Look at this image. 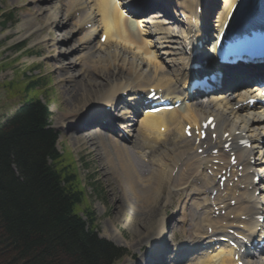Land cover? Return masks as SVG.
<instances>
[{"label":"bare ground","instance_id":"bare-ground-1","mask_svg":"<svg viewBox=\"0 0 264 264\" xmlns=\"http://www.w3.org/2000/svg\"><path fill=\"white\" fill-rule=\"evenodd\" d=\"M29 1L33 3L29 15L33 19L38 18L37 21L41 23L44 19L41 14L39 15L44 8L39 3L41 0ZM61 1L66 6L65 11L48 14L45 18L49 22L48 26L52 27H62L72 21L71 30L77 34V38L75 47L71 48L72 51H76L77 58L74 62L63 61L62 57L68 52L69 46L58 56L50 55L54 44L44 43L41 47L42 52L47 55L45 61L56 67L52 71L58 78L57 82L63 89L65 103L68 106V109L57 117V122L72 134L74 142L81 143L84 148L92 151L98 161L104 156L109 160L110 153L114 155L118 173L131 197L127 196L125 191L116 189L113 186L115 183L111 182L108 184L111 191L110 200L118 208L120 218L134 226L131 230L134 236L130 237V241L141 248L144 241L143 231L147 232L148 238L155 236L157 229L162 232L164 219L157 217L159 214L157 203L163 200V193L167 191L168 206L172 204V196L176 193L181 196L177 199V204L180 203L179 213L184 215L182 222L185 220L191 223L192 234L187 239L191 247L199 241H202L199 244H207L221 235L232 237L235 242L240 243L229 230L243 234L250 242L256 240L258 243L260 236L264 234V224L255 223L257 221L255 214L264 211V114L256 108L243 105V101L249 98L250 93L244 83L251 74L240 69L227 73L224 75L227 77L225 91L205 101L183 93L190 74L188 66L196 60V55H192L196 49L195 42L200 39L197 20L194 18V23L192 16H196L199 9L201 15L199 21L204 32H207V20L213 9V0H176L177 5L190 15L183 23L171 16V21L168 22L171 26H167L164 20H158L160 16L158 12L164 11V16L169 15L167 8L163 7V11H160L159 8L162 6L160 0H148L147 9L152 13H148L140 21L150 23L151 29L145 32L144 37L141 36L140 30L134 33L125 26L126 21L121 9L125 7L124 10L129 16L137 12L147 13L146 10L136 11L133 8L132 3L137 4L139 0L120 1V8L117 3L113 4L112 0ZM217 1L218 8H221V1ZM227 1L229 0H226L227 7L221 8L218 18H222L230 11L234 0H230L229 3ZM124 3L128 4L123 6ZM79 8L81 12L75 17ZM87 23L92 27L84 28ZM173 26L177 30L176 33ZM99 27L102 31L97 33ZM32 28V23L25 21L18 32ZM47 28L46 25L29 36L37 37ZM53 31L50 30V36ZM102 34L106 36L103 43L100 41ZM62 39L61 42L67 41L64 36ZM140 40L143 45L140 44ZM76 65L80 66L79 76L72 74ZM121 76H125L123 81H118L121 80ZM99 78L103 80L100 81ZM150 87L162 89L173 99H182L183 106L156 114L144 113L134 124L131 123L132 119H127L130 111L124 110L118 116L119 119H127L120 123L124 137L121 136V131L119 134L115 133L113 118L109 115L95 114L102 113L105 105L113 107L120 94L125 91L130 92L129 100H135L138 90H148ZM133 103L139 105L140 99ZM207 116H213L216 120L213 131L215 138L207 137L196 142L197 136L194 135L193 128ZM93 123L101 126L100 129H94L100 130L99 132L86 136L75 134L86 130ZM186 124L192 127L191 138L184 136ZM225 132L233 142L245 139L250 142V146L234 151L242 168L233 171V167H230L233 174L228 181L232 184L229 187L228 182H225L223 190H220L214 185L212 175L225 169L228 156L220 149L217 155H212L209 151L220 146L221 137ZM133 133L137 134L136 139ZM235 147L236 143L233 144V148ZM199 148H202L201 154L197 153ZM144 149L149 150L148 155L143 152V157L139 156V151L142 152ZM253 156L257 157L256 162L259 164L257 168L250 163ZM144 157L147 158L146 161ZM216 160L218 163H215ZM103 167L102 165L100 169L102 174L109 178L111 172L108 166ZM257 170L263 172L259 182L263 185L260 188L259 184L252 182L253 173ZM208 171L213 174L210 176ZM214 190L215 193L211 197ZM231 201L234 203L231 204ZM110 222L113 230L118 231L117 221ZM252 223H255V226L250 228L249 225ZM186 231L183 229L184 234ZM174 234L175 232L171 236L172 239L175 238ZM158 240L163 241L162 247L156 246L157 249L146 251L144 257L140 258L141 262L161 264L164 261V264H170L165 262L169 247L164 233L160 234ZM182 245H179V248ZM223 245L218 251L215 249L216 245L212 250L204 248L207 250L195 254L188 264H235L238 260H242L243 264H264V246L256 251L245 248L246 253L237 252L238 259L234 260L235 251ZM158 258L160 262L157 261ZM171 262L179 264L181 261L174 257Z\"/></svg>","mask_w":264,"mask_h":264},{"label":"trees","instance_id":"trees-1","mask_svg":"<svg viewBox=\"0 0 264 264\" xmlns=\"http://www.w3.org/2000/svg\"><path fill=\"white\" fill-rule=\"evenodd\" d=\"M12 18L0 14V26ZM3 87L20 100L0 120V264H114L124 252L97 235L75 159L55 147L49 100L40 98L47 83Z\"/></svg>","mask_w":264,"mask_h":264},{"label":"rangeland","instance_id":"rangeland-1","mask_svg":"<svg viewBox=\"0 0 264 264\" xmlns=\"http://www.w3.org/2000/svg\"><path fill=\"white\" fill-rule=\"evenodd\" d=\"M144 2L146 1L144 0ZM39 3H41V6L44 7L39 13V15L41 14V16L44 17L41 23L37 21L38 18L33 19L32 16L29 15V11H31V6L33 4L29 0H0V14L11 11L14 17L6 23L5 27H0V66H4V68H0V120H4L5 117L13 111L20 100L18 97H14L13 95L11 96L8 89H4L3 84L6 81H20L22 79L29 80L30 78H36L39 76L43 82L49 83L48 88L42 91L40 98L42 102H47L46 100H49L48 108L49 113L51 114V127L58 132V139L55 147L60 152L67 150L68 154H72L75 159L78 174L82 181L84 191L87 194V200L95 215V231L97 235L106 239L124 252V255L115 260L114 264H140V258L142 256L144 257V253H146V251L149 252L148 250L150 247L155 244L157 238H159L160 234L163 235V233L165 235V240H167V246L169 247L166 256L167 260H165V262L167 261V263L171 264V259L174 257L176 258L178 253H180L177 251L178 246L181 245V243H187L185 240L187 238V231L184 234L183 229L187 230L189 228V225H187L185 220L184 223L182 222L184 215L179 213L181 210L179 211L180 203L177 204V199L181 197L179 196L180 194L176 193V195H174V193V196H172V204L168 206L167 191H164L163 200L157 203V210L159 212L157 217L164 219L162 232H159V229H157L155 236L148 238L146 237L147 232L143 231L144 241L142 247L139 248L138 245H134L132 241H130V237L134 236L131 231L134 226L120 218L118 208H116L114 203L110 200L111 191L108 184L111 182L115 183L113 186H115L116 189L125 191L127 196L131 197L130 193L126 190L125 183L121 175L118 173L114 155L110 153L109 160L104 158L105 156L103 155L104 157L101 161H98L92 151L84 148L83 144L74 142L75 140L71 137L72 134L68 133L66 129L63 128L61 123L57 122V117L62 111L67 110L68 106L65 103L63 89L57 82L58 78L52 71L56 67L45 61L47 55L42 52L41 47L44 43L54 44L55 47H53L50 55L58 56V54H63L61 51L69 46L70 48H68V52L64 57H62V59L64 62H74L77 58V53L76 51H72L73 49L71 47H75L77 34L73 33L71 30L73 28L72 21H69L70 23L62 27L48 26L49 22H47V19L45 18L48 14L52 15V13L55 14L58 11H62V13L65 11L66 6L61 0H41ZM79 12L77 13L79 14ZM25 21L31 22L33 28L18 32L22 29L23 22ZM46 25L48 28L41 31L37 37L29 36L30 33L39 31L41 28H45ZM131 26L133 32L137 33L138 30L132 22ZM51 29L52 31L54 30V33L52 34L53 36L49 35ZM173 29L175 30L174 33H176L177 30L174 26ZM147 30L148 27L146 26L141 32H145ZM63 36L67 39V41H60L63 40ZM141 36L144 37V35ZM50 37H52V39H50ZM140 44L143 45L141 40ZM17 46L21 47V49H17L15 52L14 49H16ZM34 67H36V69L31 72ZM79 69L80 66L76 65L72 74L79 76ZM121 77V80L118 81H123V77L125 76ZM101 79L102 78H99L100 81L103 80ZM89 119H91V117ZM113 123L117 124L118 121L115 120ZM90 126L87 127L86 130L79 131L75 134L86 136L100 131L94 130L97 128L92 127L93 125ZM101 132L104 133L103 130H101ZM116 133L119 132L116 131ZM133 136H135L136 139L137 134L133 133ZM143 151L147 152V149ZM102 165L104 166L103 168L108 166V169L111 172L109 178L104 177L102 174L100 170ZM113 178L115 179L114 181ZM110 220L117 221L116 227L118 228V231L113 230ZM177 226H179V228ZM174 232L175 238L172 239L171 236ZM121 234L125 239L121 237ZM160 258H162V256H160ZM160 258H158L157 261L160 262ZM161 264H164V261H162ZM179 264L188 263L186 260H183Z\"/></svg>","mask_w":264,"mask_h":264}]
</instances>
